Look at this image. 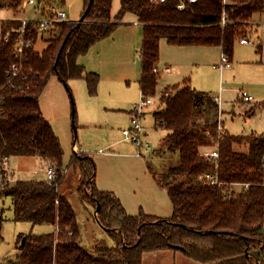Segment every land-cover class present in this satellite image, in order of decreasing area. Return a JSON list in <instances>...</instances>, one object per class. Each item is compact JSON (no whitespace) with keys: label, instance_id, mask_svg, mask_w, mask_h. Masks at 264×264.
Instances as JSON below:
<instances>
[{"label":"trees","instance_id":"1","mask_svg":"<svg viewBox=\"0 0 264 264\" xmlns=\"http://www.w3.org/2000/svg\"><path fill=\"white\" fill-rule=\"evenodd\" d=\"M113 1L94 0L79 26L58 23L47 47L42 52L30 49L23 75L1 92L0 178L8 179L3 164L12 156L39 157L59 175L58 185L47 180H18L7 181L0 188V197L12 199L14 221L57 228L51 233L20 234L18 256L9 264H142L145 254L167 250L180 251L199 264H264L251 255L256 249L260 255L264 251V135L225 132L218 160L205 157L203 150L214 146L221 135V112L215 98L194 89L188 79L173 86L171 94L167 88L160 98L164 108L154 113L156 127L167 131L160 150L180 156L178 166L163 173L152 172L171 199L172 215H128L116 195L96 187L93 163L83 153L70 162L74 175L81 174L79 195L95 209L100 204L96 217L114 245L104 241L90 249L82 245L76 210L62 191L64 149L40 104L50 78H83L85 67L79 59L111 37L127 14H133L144 24L141 95L155 97L159 77L154 69L162 38L172 46L221 47L231 59L236 41L246 34L254 15L264 12V0H121L112 17ZM89 2L85 0V10ZM182 2L185 8L179 9ZM31 26L29 37L36 42L38 34ZM7 27L19 28L20 22ZM17 36L13 33L0 43L2 72L15 60ZM86 80L90 95L96 96L99 74L86 73ZM0 81L4 82V75ZM207 174L221 185L211 184Z\"/></svg>","mask_w":264,"mask_h":264},{"label":"rangeland","instance_id":"2","mask_svg":"<svg viewBox=\"0 0 264 264\" xmlns=\"http://www.w3.org/2000/svg\"><path fill=\"white\" fill-rule=\"evenodd\" d=\"M55 5L62 7L60 1ZM180 5L185 6V2ZM13 14L5 12L6 16ZM263 14L255 17L256 25H259L258 34L249 36L250 45H242L240 41L236 43L232 66L223 72L217 68L221 60L220 47L174 49L166 38H162L160 67L171 65L175 73L172 77L163 73L160 75L162 77L158 80L153 104L145 108L142 147L126 140L123 134L124 129L131 127L132 110L143 97L140 89V29L137 31L136 27L130 25L120 26L110 38L95 44L79 60L81 65L86 64L83 78L66 82L57 75L50 78L41 95L40 104L64 149V169L68 168V177L65 178L62 191L68 190L66 195L77 211L84 247L90 249L102 241L114 245V241L97 219V209L79 195L80 183L74 177V167L69 165L75 156V143L80 154L85 152L93 163L96 187L116 195L128 215L139 216L145 213L168 217L173 213L171 199L152 175V172H167L180 164L178 153L160 150L167 134L166 129L154 127V112L164 108L160 102L164 89H170L171 94L173 90L170 86L182 84L186 78L191 81L192 87L221 98V117L229 134L264 135V56L258 49L264 32ZM29 16H35L33 6L29 8ZM36 17L41 18V14H36ZM68 17L73 20V17ZM40 38L38 35L37 41ZM42 45L43 42L35 47L39 49L38 52H42ZM91 72L100 76L96 96L90 95L86 80V73ZM242 91H247L253 100L245 103ZM9 166L16 180L47 179L49 166L39 157L12 156ZM13 216L12 199L0 197V227L3 225V233H0V264H9L10 260L17 258L20 233L32 231L34 234H43L52 230L50 224L32 227L29 222L14 221ZM262 260L264 262V254ZM196 263L187 259L182 252L173 250L145 254L142 261V264Z\"/></svg>","mask_w":264,"mask_h":264},{"label":"built area","instance_id":"3","mask_svg":"<svg viewBox=\"0 0 264 264\" xmlns=\"http://www.w3.org/2000/svg\"><path fill=\"white\" fill-rule=\"evenodd\" d=\"M152 3L156 2H166L167 0H150ZM189 3H196L198 0H188ZM42 0H20V4L18 3L17 6H0V43L6 39L7 37L11 36L13 33H16L17 40L14 46L13 50V57L14 61L11 63L10 67L4 70L3 72L0 70V76L4 75V82L0 81V100H1V92L7 85H11L13 81L23 75V64L25 60H27L29 54L28 51L34 47L33 40L29 37L30 29L28 28L29 25H32V30H35L36 33L39 36H43L48 34L58 23L66 22L67 21V14L63 9L57 8L56 6H51L48 9L47 14L42 15L41 18H37L36 16H29V7L35 6V9L37 10L38 6L37 4L41 3ZM184 5H179L178 8L183 9ZM12 11V16H6L5 12ZM17 14L19 16H17ZM12 22H20V27H7ZM225 18H223V25H225ZM242 43L250 44L248 39L246 37H243L241 39ZM231 60L228 56L222 55L221 56V64L220 68L227 69L231 68ZM166 72H170L171 68L166 67ZM155 74H159L160 71L155 68L154 69ZM242 98L245 103H249L253 100V97L247 92L242 91ZM150 104H153V98L148 97L144 98L142 97L141 102L132 110V118H131V127L124 129L123 134L125 136L126 140L132 141L134 144H136L139 147H142V136H143V125H142V119L145 114V108L149 106ZM219 131L221 135L219 136L218 142L214 147H209L204 150L205 157L212 159V160H218L219 158V146L220 142L222 141L223 137V127L220 124ZM149 147V146H148ZM76 155H80L79 152H76ZM140 153V152H139ZM138 153V154H139ZM8 158L5 159V162L3 164V168H5V164L7 163ZM66 171L63 172L65 174ZM207 180L211 184H218L219 180L215 178L211 174H207L205 176ZM58 172L56 169L52 166H50L47 169V182L49 184H55L58 185ZM7 181H11L10 179L0 178V188L4 186V184Z\"/></svg>","mask_w":264,"mask_h":264},{"label":"crops","instance_id":"4","mask_svg":"<svg viewBox=\"0 0 264 264\" xmlns=\"http://www.w3.org/2000/svg\"><path fill=\"white\" fill-rule=\"evenodd\" d=\"M58 1H60L61 3H62V7H58L57 5H55L56 4V2H58ZM13 3H16L15 5L13 4ZM20 4V0H7V2H6V0H0V4H1V6H10V5H12V6H16L17 4ZM121 4V0H114L113 1V9H112V17H114L115 16V14H117V12L119 11V9H120V5ZM38 6H36L37 7V10L35 9V6H33V11H34V14H35V16H36V14H41V16L42 15H45V14H47V12H48V9L51 7V6H56L57 8H60V9H63L65 12H66V10H67V12H66V14H67V21L66 22H71V23H77V21L81 18V16L84 14V12H85V0H42V2L41 3H39V4H37ZM30 8V7H29ZM65 8H66V10H65ZM180 9V8H179ZM7 12H9V11H7ZM10 12H12V11H10ZM70 12V13H69ZM13 13V12H12ZM264 12H262V13H258V14H256V15H254V17H253V20L249 23V27H248V30H247V32H246V34L244 35V36H242L240 39H238L237 41H236V43L238 42V41H240V43L242 44V45H250V44H245V43H242L241 42V39L243 38V37H246L247 39H248V41L251 43V41H250V38H249V36H251L253 33H256V34H258V32H259V25H256V16H258V15H262ZM70 14V15H69ZM264 15V14H263ZM10 16H12V15H10ZM68 16H71V17H73V20H69V17ZM128 17H130V19H128ZM127 18V19H126ZM125 20H127V22H122V24L120 25V26H124V25H130L131 27L132 26H134V27H136V30L137 29H140L139 31L140 32H138V34H140L141 33V35L143 34V27H144V24H142V23H140L139 22V20H138V18L135 16V15H133V14H127L126 16H125V18H124ZM119 26V27H120ZM258 26V27H257ZM257 27V28H256ZM55 28V27H54ZM118 29V28H117ZM138 31V30H137ZM53 32V30H51L47 35H43L38 41L36 40V42H34V50L36 51V52H38L39 51V49H37V48H35L36 46H37V44L38 43H41L42 44V42H43V44L44 45H42V50H40V51H43L46 47H47V45H48V36L51 34ZM263 37H260L261 38V43H258V47H260V49H261V52H262V55L264 56V32H263ZM261 35V36H262ZM110 38V37H109ZM168 43V42H167ZM236 43H235V46H236ZM161 46V45H160ZM172 46V45H171ZM174 49H181V48H186V47H192V46H172ZM204 47H207V46H204ZM220 49H221V56L222 55H224L223 53H222V48L220 47ZM235 50V49H234ZM160 51H161V49H160ZM227 56V55H226ZM233 58H234V56H233ZM233 58H229L230 60H231V62H232V60H233ZM80 60V59H79ZM220 64H221V60H220ZM220 64H218L217 65V68H219L220 70H221V72H223L224 70H226V69H221L220 68ZM83 65L84 66H86V64L85 63H83ZM166 67H169V68H171V71L170 72H166L165 71V68ZM88 68V67H87ZM159 71H160V73L158 74L159 76V79L162 77V76H160V75H162V73L164 74V75H169L170 77H172V75L175 73V70H174V68L171 66V65H166V66H161L160 67V59H159V62H158V65H157V67H156ZM227 69H229V68H227ZM185 80H187L186 78L183 80V82L185 81ZM191 82V81H190ZM191 84V83H190ZM175 85H180V84H174L173 86H175ZM173 86H170V87H173ZM194 88V87H193ZM194 89H196V88H194ZM166 89H164V91H165ZM196 90H198V89H196ZM164 91L162 92V94L164 93ZM161 97H162V95H161ZM151 98H154L153 96H151ZM215 98V100L217 101V103L219 104V108H220V112L222 113V110H221V98L220 97H214ZM243 99V98H242ZM41 109H42V106H41ZM42 112H43V109H42ZM155 113V112H154ZM43 115L45 116V114H44V112H43ZM146 115V114H145ZM144 117V116H143ZM45 118L48 120V118L45 116ZM49 121V120H48ZM154 123H155V121H154ZM219 124H221L222 125V127H223V133L225 134V132L226 133H228L229 134V131L226 129V126H225V124L226 123H224L223 122V120H222V117H221V115H220V121H219ZM154 127L156 128V129H158L157 127H156V125L154 124ZM216 145V144H215ZM214 145V146H215ZM74 146V153H75V156L74 157H76V156H80L81 154H80V149L76 146V143L73 145ZM214 146H212V147H214ZM79 152V154L80 155H76L77 153L76 152ZM203 152H204V150H203ZM83 153H85V152H83ZM73 158V157H72ZM10 159H11V157H9L8 158V161H7V163L5 164V169L7 170V172H8V179H10L11 181H18V180H16L15 179V173H13L12 171H11V168H10ZM70 165V164H69ZM50 167V166H49ZM48 167V168H49ZM67 170H68V168H66V169H64L63 168V172L64 171H66L65 172V174H63L64 176L67 174ZM68 177V174H67V176H66V178ZM74 177H76L78 180H80V178H81V174L80 173H78L76 176H74ZM47 180V179H46ZM46 180H44V181H46ZM64 185H65V183H64ZM238 187H240V185H238ZM65 188V187H64ZM239 189V188H238ZM67 189L65 190V191H63V193L64 194H67ZM10 199H11V197H10ZM71 201V200H70ZM12 205H13V203H12ZM76 213H77V211H76ZM156 216V215H155ZM156 217H160V216H156ZM170 216H168V217H160V218H169ZM13 220H14V216H13ZM31 224V223H30ZM32 225V224H31ZM52 226V230L51 231H49V232H46V233H51V232H54V231H56L57 230V228L56 227H54L53 225H51ZM32 227H35V226H33L32 225ZM32 232V231H31ZM2 233H3V225H2ZM23 233V232H22ZM21 234V233H20ZM44 234V233H43ZM4 239V236H3V238H2V240ZM262 254H264V251H263V253ZM251 255H252V257L253 258H256V259H259V260H261L262 262H263V260H262V255H260L259 254V250L258 249H256V250H253V252L251 253ZM196 264H199V263H196Z\"/></svg>","mask_w":264,"mask_h":264},{"label":"water","instance_id":"5","mask_svg":"<svg viewBox=\"0 0 264 264\" xmlns=\"http://www.w3.org/2000/svg\"><path fill=\"white\" fill-rule=\"evenodd\" d=\"M93 1H94V0H90V2H89V6H88L87 9L85 10V12H84V14L81 16V18L77 21V25H78V26H79L80 24H82V23L85 22L86 15H87L88 11L90 10V6H91V4L93 3ZM64 45H65V42H64V44L62 45V48L64 47ZM62 48H61V49H62ZM64 82H66V81H64ZM100 209H101V206H100V204H99L98 207H97V210H96V214L100 211ZM24 241H25V239L22 240V244L24 243ZM176 248H179V249H181V250L184 249L183 247H180V246H176ZM247 254L250 255L249 252H247Z\"/></svg>","mask_w":264,"mask_h":264}]
</instances>
